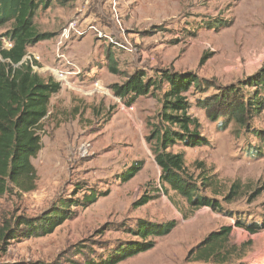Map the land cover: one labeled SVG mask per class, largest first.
Listing matches in <instances>:
<instances>
[{"label":"rangeland","instance_id":"374dc122","mask_svg":"<svg viewBox=\"0 0 264 264\" xmlns=\"http://www.w3.org/2000/svg\"><path fill=\"white\" fill-rule=\"evenodd\" d=\"M34 22L37 30L54 36L29 46L24 58L44 79L59 81L61 89L51 97L39 129L42 148L32 160L36 188L1 196L0 224L13 214L35 216L59 197H82L90 188L108 193L53 233L14 241L0 264L49 262L66 250L77 259L81 256L73 247L78 242L102 253L134 238L128 230L139 218L175 220L176 226L155 238L154 248L119 264H201L191 260L189 251L224 225L233 227L228 245L245 250L244 260L251 264H264V229L251 234L236 226L237 220L264 221V142L256 135L264 130V110L248 126L233 120L223 125L224 118L210 120L196 105L214 88L187 92L190 114L200 121L207 143H180L171 151L184 154L193 175L205 171L214 177L215 188L201 193L222 207L193 209L184 196L162 185L154 144L146 139L159 120L167 84L131 105L113 90L137 69L148 77L161 69L191 71L219 86L240 85L264 68V0H53L37 11ZM11 26H0L4 45L8 38L2 35ZM64 30L69 37L58 45ZM55 70L73 73L61 79ZM137 162L142 169L122 181L120 175ZM233 184L238 195L226 201ZM141 198L148 202L135 206Z\"/></svg>","mask_w":264,"mask_h":264},{"label":"trees","instance_id":"16d2710c","mask_svg":"<svg viewBox=\"0 0 264 264\" xmlns=\"http://www.w3.org/2000/svg\"><path fill=\"white\" fill-rule=\"evenodd\" d=\"M52 1L0 0V26L12 23L2 36L13 43L11 48H6L0 39V197L36 188L38 174L32 160L42 148L39 129L49 113L51 97L60 91L61 83L53 78L44 79L24 57L29 46L54 36L52 32L37 30L34 22L37 11L49 8ZM57 1L65 4L69 0ZM111 69L116 73L120 71L114 66ZM156 73L158 76L148 77L144 70H135L126 75L123 83L113 85L115 95L131 105L140 96L154 93L167 84L168 89L162 95V105L157 115L159 120L146 138L154 144L155 160L161 168V183L184 196L193 209L208 206L220 210L222 207L218 200L201 193L202 189L215 188L217 181L214 177L206 175L205 171L198 176L193 175L186 166L184 154L171 151L180 143L187 147L207 143V138L200 131V121L190 114L192 104L187 92L195 88L205 93L214 88L215 93L196 100V105L205 111L207 118L214 121L224 118L223 125L233 120L240 126H248L250 118L264 110V68L246 78L240 85L227 86H219L191 71L161 69ZM244 86L255 90L245 94ZM256 135L264 142V130L257 131ZM141 169L142 162L131 164L120 178L122 181H129ZM237 187L236 184L231 186L225 196L226 201H231L238 195ZM80 189L82 186L78 188V192ZM107 193L90 188L82 197H59L50 207L35 216L13 214L5 218L0 224V257L14 241L53 233L57 227L74 218L80 208L89 206L99 196ZM147 202L148 199L141 198L134 205L141 206ZM175 226V220L154 222L139 218L135 226L128 230L134 238L108 247L105 252L99 253L91 245L78 242L73 251L80 258H73L70 250H66L49 262L16 264H119L154 248L155 238L168 235ZM236 226L253 234L264 229V221L246 223L237 220ZM232 229L231 225H224L211 231L189 251L191 260L201 264H251L244 260L245 250L240 252V247L228 245Z\"/></svg>","mask_w":264,"mask_h":264},{"label":"built area","instance_id":"2783aa9c","mask_svg":"<svg viewBox=\"0 0 264 264\" xmlns=\"http://www.w3.org/2000/svg\"><path fill=\"white\" fill-rule=\"evenodd\" d=\"M69 32L67 31V30H64L63 32H62V34H61V38H60V40L58 41V45H60L62 42H63V39H65V38H68L69 37V34H68ZM109 40L111 41V42H114L113 40H112V37H110L109 38ZM115 44H118V42H116ZM12 45H13V43L8 39V42H6V44L4 45V47H6V48H11L12 47ZM124 48H130V49H132V47L130 46H124ZM25 59V58H24ZM31 63H33L32 61H31ZM32 66H33V64H32ZM33 68H34V66H33ZM60 71V73L62 74V76L64 75L65 77L64 78H61V79H67L68 78V75L70 74V73H73V72H71L70 70H59ZM60 78V77H59Z\"/></svg>","mask_w":264,"mask_h":264},{"label":"bare ground","instance_id":"6f19581e","mask_svg":"<svg viewBox=\"0 0 264 264\" xmlns=\"http://www.w3.org/2000/svg\"><path fill=\"white\" fill-rule=\"evenodd\" d=\"M55 71H56L57 75H58L60 78H64V77H65L64 75L62 76V74L60 73L59 70H55Z\"/></svg>","mask_w":264,"mask_h":264}]
</instances>
